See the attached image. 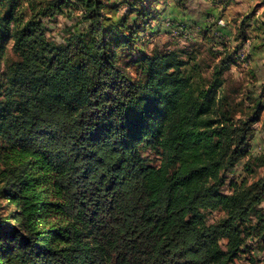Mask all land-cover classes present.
I'll use <instances>...</instances> for the list:
<instances>
[{"label": "trees", "instance_id": "1", "mask_svg": "<svg viewBox=\"0 0 264 264\" xmlns=\"http://www.w3.org/2000/svg\"><path fill=\"white\" fill-rule=\"evenodd\" d=\"M8 1L0 264H235L252 239L264 254V178L223 190L242 160L249 175L264 166L249 151L262 101L236 117L225 92L249 17L233 50L212 48L223 57L206 79L195 52L144 51L160 0H46L28 19ZM75 6L88 24L49 40L44 20Z\"/></svg>", "mask_w": 264, "mask_h": 264}, {"label": "rangeland", "instance_id": "2", "mask_svg": "<svg viewBox=\"0 0 264 264\" xmlns=\"http://www.w3.org/2000/svg\"><path fill=\"white\" fill-rule=\"evenodd\" d=\"M12 1L16 12L18 14H22L24 19H28L37 8L40 10L46 3V0ZM121 2L122 0L120 3ZM243 2L249 4V1L247 0H244ZM154 6L156 10L160 11L162 17H160L158 21L151 24V26L155 29L154 32H150L148 30L144 34L142 39L143 41L141 43L145 44L142 46L144 47V51L151 52L155 48L169 50L178 49L185 51L183 57H187L186 54L188 53L195 52L198 56V60L201 61L200 65L204 77L206 79H210L212 77L214 66H216L219 60H221L220 58L223 57L213 55L212 48H214L217 44L215 50L228 53L229 51H224L223 45L219 44L221 41H225L228 45H230V50H233L237 46V41H235L233 37L230 39H227V37L224 39L219 37L220 39L217 40H214L213 38L206 39L202 33L198 32L199 29L204 27L209 29L216 28L215 23L218 20V16H220L222 12V7L215 8V10L218 9L215 11V15H209L208 2H203L202 0H190L187 2L185 8H181L177 5L175 0L167 2L160 0L159 3L153 4V7ZM76 7L77 6L71 8L69 11L67 10L61 15H58L53 20H44L49 40L61 43L63 42V38L66 36L65 31L67 28L74 27L77 24H80L81 26L88 24L83 17L85 12ZM110 7H112V5ZM238 7L240 6L233 5L230 7V14L228 15L227 21L224 23L225 25L223 27L225 31H230L232 34L234 30L231 29V26L233 28L236 22L239 23V20H241V17L236 18V8ZM0 10L3 15L8 13V0L0 2ZM241 10L243 11L244 8ZM125 11L126 6H122V4H120L118 16H123ZM35 13L37 14L38 12ZM108 14L113 16V10L108 11ZM220 33L222 34V30ZM211 35H213V33H211ZM253 36L255 39V32L251 33L252 38ZM252 38L244 45L240 46L241 48L239 50L241 58H247V61H239L225 74V77L227 78L225 92L236 117L248 113L250 106L253 104L251 99L252 96L255 100L262 101V104L264 105V39H262V37H258V39H255V42ZM8 44L7 55L5 58L15 59L16 57L12 53L11 49L12 40L9 41ZM243 53L245 54L244 58L242 57ZM129 69L132 70L133 67H129ZM4 71L5 62L0 61V79L1 74ZM254 128L255 133L250 141L249 147L250 156H253L252 158H256L264 154V112L262 113L259 122L255 124ZM144 156L149 158L150 161H154V159H156L154 155L144 154ZM245 164L246 159L237 164L234 171L230 173L226 186L223 187L225 192L229 191L228 184H230L231 181H242L244 178H249L252 182L259 178H264V166L257 167L253 164V169L255 171L254 175H249V173L245 171ZM262 208H264V203ZM220 215L221 214L217 212L211 214L209 217L210 222L217 220ZM249 246L253 248L245 252L235 264H264V254L257 249V244L254 239L249 242Z\"/></svg>", "mask_w": 264, "mask_h": 264}, {"label": "crops", "instance_id": "3", "mask_svg": "<svg viewBox=\"0 0 264 264\" xmlns=\"http://www.w3.org/2000/svg\"><path fill=\"white\" fill-rule=\"evenodd\" d=\"M169 1H173V0H169ZM189 1L190 0H188V2ZM202 1L208 2L209 15H213V14L215 15V11L218 10V9L215 10V8L222 7L221 8L222 12L220 16H218V20L215 23L216 28L209 29L207 27H204L198 30V32L204 35V38L206 34H207V37L213 38L214 40L220 39L219 37H221L222 39H224L225 37H227V39H230L232 37L234 38L236 31H237V23L233 26V28L231 26V29L234 30L233 34L230 31L229 32L225 31L223 27L225 25L224 23H226L227 21L228 15L230 14L229 13L230 7L235 5V6H240L236 8L237 10L236 18L241 17V19H243L244 17H249V21L247 23L248 24L247 32L250 35V37H251V33L255 32L257 39L258 37H262V39H264V0H247L249 1V4L244 3L243 2L244 0H234L231 3H229L227 6L225 5V2L223 0H202ZM242 8H244L243 11L241 10ZM218 21H222L223 23L220 24ZM221 30H222V34L220 33ZM211 33H213V35H211ZM252 39L253 41L256 42V40L254 39V36Z\"/></svg>", "mask_w": 264, "mask_h": 264}, {"label": "built area", "instance_id": "4", "mask_svg": "<svg viewBox=\"0 0 264 264\" xmlns=\"http://www.w3.org/2000/svg\"><path fill=\"white\" fill-rule=\"evenodd\" d=\"M219 23L222 24L223 22H222V21H219ZM244 55H245V54L243 53V54H242V57H243V58H244Z\"/></svg>", "mask_w": 264, "mask_h": 264}]
</instances>
